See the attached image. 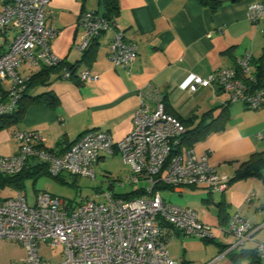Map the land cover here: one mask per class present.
Listing matches in <instances>:
<instances>
[{"label": "built area", "instance_id": "2783aa9c", "mask_svg": "<svg viewBox=\"0 0 264 264\" xmlns=\"http://www.w3.org/2000/svg\"><path fill=\"white\" fill-rule=\"evenodd\" d=\"M50 0H0V85L9 78L8 99L0 102V114L13 111L29 75L19 68L53 66L59 59L51 50L57 29L45 21ZM251 23L264 21V0H254L247 7ZM83 29L78 47L85 49L103 32L113 30L108 43V57L114 68L129 70L137 56V45L123 32L114 30L113 19L94 10L80 13ZM10 39L7 41L6 36ZM252 55L245 52L236 67H220L206 76L189 74L179 87L195 91L199 86L216 87L228 93V101L240 102L251 109L264 106V89H252L254 79ZM62 79L72 77V70L62 66ZM81 82L95 81L98 74L83 69ZM186 127L164 109L162 95L148 85L139 91V103L132 115V128L115 140L104 130L90 129L62 151L47 148L37 130H16L18 149L0 155V173L13 175L35 159L46 163L51 175L65 174L95 180V167L102 154L118 153L129 167V173L108 186L127 185L130 192H141L124 198L110 188L96 190L91 198L75 204L48 192H39L29 204L22 190L8 197L0 196V240L10 239L25 248L22 264H176L169 255L165 235L177 230L204 240L215 238L214 227L199 220L198 213L163 198L160 183L173 191L184 186H202L224 191L229 176L218 173L209 164L207 154L197 156L193 147L171 155ZM248 200V199H247ZM70 204V205H69ZM234 237L228 250L253 239L255 227L235 211L221 228ZM42 245L61 248L58 260H47L40 254ZM257 262L264 264V240L256 242Z\"/></svg>", "mask_w": 264, "mask_h": 264}, {"label": "crops", "instance_id": "0c3cea01", "mask_svg": "<svg viewBox=\"0 0 264 264\" xmlns=\"http://www.w3.org/2000/svg\"><path fill=\"white\" fill-rule=\"evenodd\" d=\"M252 1L219 0L217 9L212 10L198 0H118L114 30L119 28L127 40L137 45V56L131 68L125 70L114 68L108 57L113 30L103 32L94 40L91 57L84 59V49L78 47L83 34L79 15L99 9V0H50L45 21L57 29L51 50L59 59L76 63V70L69 79H62L59 71H51L47 84L31 93L52 90L59 104L55 108L43 104L28 106L16 130H37L44 138V145L57 150L66 148L90 129L104 130L113 139H121L132 128L139 91L148 85L162 95L168 113L174 116L186 119L209 110L213 116L218 115L219 106L228 102V93L214 86H199L192 92L181 89L179 84L189 74L204 77L217 68L234 66L245 52H250L252 59L261 55L264 21L251 23L247 19V7ZM6 38L8 41L10 36ZM42 67L23 64L19 73L32 75ZM83 69L98 74V79L81 82L77 76ZM192 147L197 156L208 155L209 164L216 172L231 177L250 154L264 151V106L251 109L240 102L230 103L224 127ZM116 155L102 154L96 167ZM34 162L31 160V165ZM108 169L104 172L109 173ZM261 172L264 174V170ZM125 173L124 178L129 169ZM108 184L107 188L121 194L114 187L123 186ZM164 193L165 199L195 209L199 220L214 227L212 240L177 230L167 231V250L176 264L255 262L256 242L264 240V178L248 176L232 180L222 192L184 186L179 192L166 189L161 191L162 196ZM235 211L246 217L256 230L252 240L229 251L234 237L221 228ZM248 251L252 254L234 256Z\"/></svg>", "mask_w": 264, "mask_h": 264}, {"label": "trees", "instance_id": "16d2710c", "mask_svg": "<svg viewBox=\"0 0 264 264\" xmlns=\"http://www.w3.org/2000/svg\"><path fill=\"white\" fill-rule=\"evenodd\" d=\"M198 1L205 6H209L212 10H216L217 7L219 6V0H198ZM99 6L100 8L94 11L108 19H113L114 16L119 11L118 0H99ZM94 40L95 39H93L89 44V46L84 49V57H83L84 59L92 56L91 46L93 45ZM251 63L253 65L254 79L248 83L250 84V87L252 89H264V51H262L261 55L258 58L251 59ZM62 66L69 67L72 70V76H73L77 65L76 63L70 64L67 61L61 59L58 64L53 66H43L37 73L29 75L25 87L21 91L16 101V105L13 111L7 114H0V131L12 126L19 125L23 120L27 107L30 105L43 104L47 107L55 108L59 104L58 96L52 90L44 91L39 94H32L31 91L37 87L45 86L48 82L50 72L53 70L58 72ZM234 67H236V64L234 65ZM7 99H8V91L6 88L0 85V102L6 101ZM229 104H230L229 101L221 104L219 106L221 110L219 114L216 116L212 115V110L206 111L202 113L200 116H196L195 114H192L186 119H182L176 116L184 124L186 130L182 134L179 144L175 145L174 148L171 149V155L179 153L183 149L192 147L196 142L204 139L210 133L221 130L224 127L225 120L227 119V109ZM166 107L167 106L164 103V109L165 111L168 112ZM79 136L73 142H75L79 138ZM72 143H70L67 147H69ZM64 149H59L58 151H62ZM31 160H35V159H30L24 165L21 171L16 174L5 175L0 173V186L4 187L5 184H12L18 190H21L22 178L30 175L37 176L41 172L50 174L46 163L35 160L34 164L31 165L30 163ZM262 170H264V151L254 152L250 154L249 157L246 160H244L239 165V167L234 171L233 175L228 178V183L232 180H238L248 176H261L262 178H264V174H262L261 172ZM53 177H56L61 181H65V176H63V174H59ZM68 177L71 178L72 181H74L75 178H77L73 176H68ZM156 188L161 191L166 189L171 190V188L168 185L162 183L158 184ZM140 193L141 192L135 193L128 191L117 195H120L124 198H133ZM253 252L256 256V250H254ZM247 254L251 255L252 251L239 253L234 256L236 258H239ZM256 262H257V257L253 264H255Z\"/></svg>", "mask_w": 264, "mask_h": 264}, {"label": "rangeland", "instance_id": "374dc122", "mask_svg": "<svg viewBox=\"0 0 264 264\" xmlns=\"http://www.w3.org/2000/svg\"><path fill=\"white\" fill-rule=\"evenodd\" d=\"M10 84L11 79L9 78L2 81V86L4 88H8ZM19 125L0 131V154H11L13 149L18 148V142L14 138V131ZM106 168H109V173L104 172ZM128 169V165L124 163L121 156L118 154L111 160L100 163L99 166L95 168L96 178L94 181L85 177H77L72 181L71 178L65 174H63V176H65V181H61L50 174L41 172L37 176L30 175L22 178L21 190L29 204L35 202L36 195L39 192L55 194L68 200L71 204H75L83 198L93 197L96 190H106L107 182H116L117 179L123 180L126 174L125 172ZM128 187L127 185L119 188L117 187L116 189L114 187V190L119 193H124L123 191L128 190ZM17 190L18 189L12 184H5L4 187L0 186V196H12ZM165 195L166 193L163 195L164 199L166 198ZM60 252V247L51 248L42 245L40 248V254L47 260H58ZM24 254L25 248L20 243L10 239L0 240V264H22L21 260L24 258Z\"/></svg>", "mask_w": 264, "mask_h": 264}]
</instances>
